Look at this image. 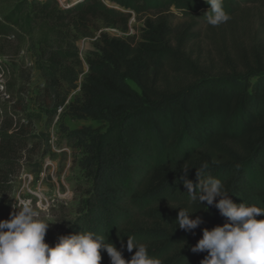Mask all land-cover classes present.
<instances>
[{"label": "trees", "instance_id": "1", "mask_svg": "<svg viewBox=\"0 0 264 264\" xmlns=\"http://www.w3.org/2000/svg\"><path fill=\"white\" fill-rule=\"evenodd\" d=\"M112 1L139 14L144 0ZM0 2L4 18L11 14L12 24H20L18 3ZM26 3L21 5L26 8ZM38 4L42 13L28 26L39 21L40 29H51L46 30L47 40L54 11L49 1ZM149 4L138 36L101 32L86 58L89 70L81 96L65 106L70 118L101 122L105 130L83 126L68 138L82 149L79 163L91 183L86 191L88 215L126 217L121 236L142 238L138 242L163 264H201L207 251L191 249L203 229L228 221L214 204L191 202L183 180H178L184 167L186 178L195 184L197 169L207 162V172L221 180L234 203L264 208V41L257 33H247L255 28L251 18L264 33V0H224L231 19L215 27L208 24L206 31L198 21L173 22L171 6L182 7L177 0ZM72 12L85 31L97 21L109 28L127 27L132 16L103 0H83ZM10 28L4 23L1 30L8 35ZM46 54L50 84L57 87L64 80L70 89L77 88L67 48ZM7 143L0 110V195ZM180 209L192 212L191 218L199 216L202 223L192 231L180 229ZM121 239L113 244L129 260L135 249L128 252L127 241ZM101 264H111L108 254Z\"/></svg>", "mask_w": 264, "mask_h": 264}, {"label": "rangeland", "instance_id": "2", "mask_svg": "<svg viewBox=\"0 0 264 264\" xmlns=\"http://www.w3.org/2000/svg\"><path fill=\"white\" fill-rule=\"evenodd\" d=\"M20 1L27 2L26 8ZM45 1L51 3L55 18L49 20L52 31L47 40L46 33L51 29H40L39 21L28 26L29 20L40 17L42 12L38 3ZM177 1L182 7L171 6L173 22L198 21L206 31L205 13L210 6L205 0ZM81 2L83 0H14L21 10L17 14L20 24H12L11 14L4 18V5L0 2V110L4 116V137L9 142L4 148V191L0 195V211H4V219H8L14 211L13 205L18 206L21 200L30 201L43 218L53 223L45 236V242L50 246L55 245L60 235L78 234L83 230L100 234L111 243L133 237L121 236L125 232L126 217L105 215L94 218L87 214L86 191L91 183L79 163L82 149L70 143L68 134L83 126L103 130L106 126L94 120L72 119L65 113V106L81 96L80 86L89 70L86 58L96 49L101 32L122 38L138 36L143 26L142 17L150 4L149 0L140 1L141 12L138 14L117 2L103 0L111 8L132 13L128 26L119 27L114 33L101 21L85 31L79 16L72 12ZM251 20L255 28L247 29V33H257V38L264 41V33L255 19ZM4 23L11 26L8 35L1 30ZM205 47L214 51L208 42ZM50 48H67L73 55L67 65L78 76L77 88L70 89L64 80L57 87L50 84V61L46 54ZM128 83L140 92L134 82ZM63 99H66L65 103L60 105ZM106 253L101 249V263L107 259Z\"/></svg>", "mask_w": 264, "mask_h": 264}, {"label": "clouds", "instance_id": "3", "mask_svg": "<svg viewBox=\"0 0 264 264\" xmlns=\"http://www.w3.org/2000/svg\"><path fill=\"white\" fill-rule=\"evenodd\" d=\"M205 2L210 6L205 13L209 25L219 26L231 19L224 0ZM207 169V162L197 169L194 184L186 178L188 168L184 167L183 176L178 180H183L191 202L214 204L228 222L211 230L203 229L202 238L191 250L194 253L207 251L201 264H264V219H257L264 214V208L245 202L234 203L221 180ZM12 207L14 211L9 218L0 220V264H101V249L107 252L111 264H163L160 258L149 255L145 243L134 237L127 240L128 252L135 249L129 260L115 244L92 231L60 235L55 245L50 246L45 236L53 223L43 218L30 201L21 200L18 206ZM192 214L180 209L176 221L180 229L192 231L202 223L199 216L191 218Z\"/></svg>", "mask_w": 264, "mask_h": 264}, {"label": "built area", "instance_id": "4", "mask_svg": "<svg viewBox=\"0 0 264 264\" xmlns=\"http://www.w3.org/2000/svg\"><path fill=\"white\" fill-rule=\"evenodd\" d=\"M107 30H111V31L114 32V33L118 31L117 28H109V29H107Z\"/></svg>", "mask_w": 264, "mask_h": 264}]
</instances>
